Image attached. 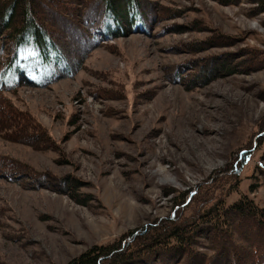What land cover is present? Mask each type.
<instances>
[{
    "label": "rangeland",
    "instance_id": "1",
    "mask_svg": "<svg viewBox=\"0 0 264 264\" xmlns=\"http://www.w3.org/2000/svg\"><path fill=\"white\" fill-rule=\"evenodd\" d=\"M145 1L148 33L102 40L71 76L8 94L32 134L0 131L3 162L25 168L0 174V264H66L197 189L264 207L263 0ZM74 15L60 28L71 48Z\"/></svg>",
    "mask_w": 264,
    "mask_h": 264
},
{
    "label": "trees",
    "instance_id": "2",
    "mask_svg": "<svg viewBox=\"0 0 264 264\" xmlns=\"http://www.w3.org/2000/svg\"><path fill=\"white\" fill-rule=\"evenodd\" d=\"M150 8L145 0H0V131L32 134L27 130L32 124L12 110L8 94L71 76L105 39L148 33L157 19ZM74 13L81 16L75 23L80 29L74 26L80 34L75 45L81 46L71 48L75 38L60 28L73 22ZM31 137L41 136L35 132ZM263 140L257 139L258 144ZM3 161L0 157V174L25 175L20 173L24 167ZM212 194L194 190L191 202H176L173 214L93 245L66 264H140L143 256L151 259L149 264H264V207L246 195L226 204ZM197 236H208L209 255L199 251Z\"/></svg>",
    "mask_w": 264,
    "mask_h": 264
},
{
    "label": "bare ground",
    "instance_id": "3",
    "mask_svg": "<svg viewBox=\"0 0 264 264\" xmlns=\"http://www.w3.org/2000/svg\"><path fill=\"white\" fill-rule=\"evenodd\" d=\"M40 178V177H39ZM56 182V181H55Z\"/></svg>",
    "mask_w": 264,
    "mask_h": 264
}]
</instances>
